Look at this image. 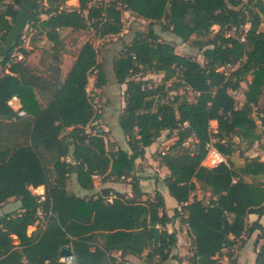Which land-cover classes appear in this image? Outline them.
I'll return each mask as SVG.
<instances>
[{"label": "trees", "instance_id": "1", "mask_svg": "<svg viewBox=\"0 0 264 264\" xmlns=\"http://www.w3.org/2000/svg\"><path fill=\"white\" fill-rule=\"evenodd\" d=\"M67 1H37L25 23L51 43L55 62L63 46L60 29L91 27L100 37L118 34L124 11L149 21L146 34L137 32L112 64L116 83L125 85L118 125L131 154L119 148L109 153L103 133L85 130L102 115L86 91L89 73L97 69L95 87L106 83L92 43L81 45L62 79L60 67H53L55 77L46 79L24 62L31 51L23 46V32L16 30L0 60V204L14 198L20 207L0 217V264H65L63 247L71 251L73 264H126V256L141 257L145 251L148 263L178 259L171 255L177 232L167 229L176 218L187 227V264H221L223 256L236 264L235 246L240 248L255 230L263 231L258 219L248 223L247 218L264 215V180L258 179L264 175V160L245 156L236 166L230 156L236 151L233 136L251 147L260 138L258 126L264 130V110L257 111L264 97V27L259 29L264 0H77L78 7L72 9L65 8ZM21 2L0 0V43L19 21ZM154 22L183 42L203 38L193 44L204 63L161 41ZM212 27L218 30L212 33ZM232 29L236 34L229 35ZM15 51L22 59H13ZM227 63L238 65L223 69ZM140 72L162 73L164 81L175 78V89L182 87L186 95L164 101V86L135 80ZM249 76L240 103L233 93ZM38 93L50 94L46 104ZM13 96L26 112L23 117L8 104ZM175 130L172 146L157 153L169 171L163 182L178 205L169 216L160 192L142 199L132 172L146 147L162 132L168 131L169 138ZM190 138L195 139L194 150L189 149ZM210 142L225 158L216 167L203 162ZM72 174L87 190L96 175L129 177L132 196L109 188L89 197L76 195L67 184ZM38 186L44 187L42 196L30 190ZM198 186L209 192L207 202L196 197ZM41 214L44 224L39 226ZM32 225L35 229L27 234ZM255 264H264V242Z\"/></svg>", "mask_w": 264, "mask_h": 264}, {"label": "rangeland", "instance_id": "2", "mask_svg": "<svg viewBox=\"0 0 264 264\" xmlns=\"http://www.w3.org/2000/svg\"><path fill=\"white\" fill-rule=\"evenodd\" d=\"M39 3L41 4L42 0ZM99 2V0H95ZM106 1V0H105ZM247 0H244V2ZM78 5L74 3H65V8L67 9H72V8H77ZM122 29L118 34L114 35H105L103 37H100L98 34L95 33L94 29L89 27L87 29H79V30H72L70 28H64L60 29L59 33L60 36L62 37L63 40V46L60 47L59 52L57 53L58 55V60L55 62V58H52V51L51 49V43L45 39V37L38 35L37 32L33 29H25L23 31V46L30 50V54L26 57V60L24 62L28 63L30 66H32L37 72L41 73L43 77L46 79H53L55 77V71H53V67H60V78L62 79L67 73V71L70 69L71 65L74 62L75 56L77 54V51L81 47L83 43L86 41L92 43L93 47L96 49V61L98 64V69H101L105 76H106V83L100 87L97 88L94 86V82L96 79V72L97 69L93 70L91 73L88 75V83L86 86V91L88 94L89 99L91 100L94 110L95 111H106L107 115H118L120 114L121 110L124 108V98H123V92L125 89V85H120L117 84L114 78L113 74V69H112V64L114 59L118 56L120 51L125 47V45L130 44L132 39L134 38L135 34L137 32H141L146 34L148 30V24L149 21L145 20L141 17H137L136 15L130 13L129 11H124L122 13ZM262 23L259 26V29H263L264 27V15H261ZM161 22H154L153 23V28L158 34V37L161 41L169 42L174 45L175 52L185 55V56H191L194 59H196L198 62L203 64V59L201 56L200 50H198L193 42L194 41H200L203 40V38H197L195 36H192L191 39L187 42H183L179 37H177L175 34H173L170 31H163L161 29ZM244 28L248 29L249 23H246ZM218 30L217 27H212V33L216 32ZM19 58L18 56H16ZM135 80H142V81H148L147 85L155 87L157 85H163L164 86V92H166V95L163 97L164 101L171 100L175 95H186V91L180 87L178 89H175V83L178 81L175 78H172L169 81H164L163 80V74L162 73H150V72H140L134 76ZM245 84V82L242 83V86ZM244 89V88H242ZM239 90L235 91L233 95H235L237 101H240V94ZM38 99L41 101L42 104H46L48 101V98L50 96L49 93H43L40 94L38 93ZM189 100L193 99V94H188L187 95ZM124 102V104H123ZM124 105V106H123ZM113 109H115L113 111ZM264 110V97L261 98V102L258 106V110ZM256 112V111H255ZM255 114V113H254ZM256 122L260 123V118L261 114L258 112L256 114ZM101 125V122H92L88 124L85 127V130L87 132L91 133H103L105 137V142H106V149L107 151L114 152L115 145H117V142L115 144L114 141H118L120 145L124 147V141L125 137L124 135H116L115 133V128H111V126H107L106 128H103ZM211 127L212 124L210 123ZM257 133L260 135V138L254 142V145L251 147H247L245 142L239 141V139L236 136L232 137V141L234 143V146L236 148V151L230 156V159L234 163V165H240L243 163L244 160V152L248 151L249 148L251 152L250 154H253L254 156L258 155L259 157L264 153L261 154L260 150H263L264 146V130L263 128L259 125L257 129ZM168 134V131L162 132L161 139H164V136ZM177 131H172L171 136H169L168 140L166 143H163L164 140L159 141V148L157 151H160L161 149L168 150L174 140L176 139ZM124 137V138H122ZM192 139V140H190ZM188 139V142L190 143V150H194L196 148V143L194 138ZM119 147V146H118ZM255 151V152H252ZM239 152L242 153V156H239ZM256 153V154H255ZM261 158V157H260ZM67 159L70 161L73 160L71 156L67 157ZM147 165L145 161H142L139 163V167L145 168ZM150 173L153 175V173H156L157 176L159 175V172H152ZM93 179L95 180V184L98 187L99 183V177L93 176ZM258 179L264 180V175L259 177ZM125 182L127 178L124 179ZM68 189L71 192H76V182H75V176L70 175L68 179ZM40 191L42 190H37L34 191L33 193H41ZM195 195L197 198L202 199L204 202H207L209 199V192L206 191L203 188H198L195 191ZM151 196H148L147 198H151ZM9 203H14V200H11L7 202ZM18 207L14 206V204H10L7 206L0 205V216L4 213H12V212H17ZM167 211V208H166ZM172 215V213H171ZM170 216V215H169ZM177 220L179 218H176ZM180 220V219H179ZM174 221V220H173ZM172 221V222H173ZM38 223V222H37ZM181 223V222H180ZM44 224V218L43 215H40L39 218V226H42ZM183 224V223H181ZM185 225V224H183ZM35 225H32L27 228V234H30L34 229ZM15 238V237H14ZM187 239H189L187 235ZM238 243V242H237ZM188 244L190 247V240H188ZM238 246V244H237ZM237 246L233 249L234 254L236 253ZM226 252V250H224ZM145 253L144 252L143 256L141 257H131L129 260L126 258V264H153V263H148L146 262L145 259ZM119 255V253H115V255ZM145 259V260H144ZM228 262L224 259L221 258V264H225Z\"/></svg>", "mask_w": 264, "mask_h": 264}, {"label": "crops", "instance_id": "3", "mask_svg": "<svg viewBox=\"0 0 264 264\" xmlns=\"http://www.w3.org/2000/svg\"><path fill=\"white\" fill-rule=\"evenodd\" d=\"M37 1L38 0H22L21 6L18 8L19 9V18H18L19 21H17L13 25V31H11V33L8 35L7 40L0 43V60L2 59V55L4 54V52H6V50L13 44V42L15 40L16 30L23 32L25 29L30 28L28 26V24H25V23L27 21L28 13L33 9V7ZM66 3H74V4L78 5L77 0H68ZM41 18L45 19L47 17L45 15H41ZM30 29H32V28H30ZM16 56H18L19 58H17ZM12 57H13V59H18V60L22 59V56L19 53H17L16 51L12 54ZM0 70H1V66H0ZM65 75H66V73H65ZM250 80H251V77L249 76L247 78V82L245 81V84L243 86H242L243 82L241 83V88L239 90L240 91L239 92L240 103H242L244 100L243 91L246 89V85H247L248 81H250ZM242 88H244V89H242ZM8 104L12 107V109L15 107L21 106L20 100L16 96H13L8 101ZM123 104H124V102H123ZM114 110L115 109H113V111ZM101 113H102V115H101L100 119L98 120V122H101L100 126H102L103 128H106L107 126H109V127L111 126V128H115V133L117 136L118 135L123 136V133H122V131L118 125V117H119L118 113L116 115H112V114L107 115L106 111L105 112L102 111ZM210 123L212 124V128L215 131L216 126H217L216 121L212 120ZM161 136H162V133L155 140V142H153L150 146L145 148V153H144L143 158H136L135 159L134 169H133L132 175L136 176L137 179L139 180V187H140L141 192H143L142 199H146L148 196H151V195L153 196L156 191L160 192L164 198L165 206L167 208V214L171 216V213L173 214V209L178 207V205H177V202L175 201V199L168 193L167 187H166L165 183L163 182L164 177L169 173V171H168L166 166L162 165L159 162V159L157 157V153H158L157 150L159 148V141L160 140H164L163 143H166L169 140H168L167 136H164V139L163 138L161 139ZM124 137H122V138H124ZM113 142H115V144L117 142V145L119 146L118 147L115 145L114 151H116L119 148V149L125 151L127 154H131V150L127 144L126 138L124 141V144H125L124 147L122 145H120L118 143V141L113 140ZM249 152H251L250 148L248 151L244 152V155L248 156V157H253L254 155L253 154L249 155ZM252 152H255V151L252 150ZM260 152L262 154V153H264V150H260ZM256 156H258V155H256ZM260 157H261L260 158L261 160H264L263 154ZM70 161L72 162L73 160L70 159ZM142 161H145V163L147 165L145 168L139 167V163ZM150 171H152V172L158 171L159 175L157 176L156 173H153V175H152L150 173ZM72 175L75 176L74 174H72ZM96 176L99 177V179H100L99 183H98L99 186L96 187L97 185L95 184V180H94V182H93L94 186L90 190L81 188L77 184L76 177H75V182H76V190L75 191L76 192H74V193L76 195H79V196L89 197L91 195L98 193L103 188H109V189H111V191H117V192L125 194L126 196H132V190H131L129 177H127V180L125 182L124 179H122V178L116 179V178H114V176H110L107 178H103L99 175H96ZM30 190L32 193L34 191H37V190H42V191H40L41 193H37V194L33 193L35 195L42 196L44 193V187L43 186H38L36 188L30 187ZM110 197H112V196H110ZM11 200H14V203L7 204V202H9ZM10 204H14V206L18 207V210H19L20 201L14 199V198H9L5 203H2L0 205L7 206ZM4 214H2V215H4ZM257 219H258L259 223L263 226V231L255 230L251 234V236L245 240V243L242 246H240V248H238V250L235 253L236 264H255L256 251L259 249L260 245L264 242V215L261 216L260 218H258V216L256 214L252 213V214H249L248 218H247L248 223H252V222L256 221ZM167 229L169 231L175 230L177 232V244L175 247H173L171 249V255L177 256L179 260L173 259V258H168L167 260H165L161 263H155L154 262L153 264H187L185 257L190 254V252H189L190 250H189V244H188L189 239H187V227H186V225L181 224L179 219L178 220L175 219L173 222L167 224ZM116 252L117 251L112 252L113 255H115ZM117 253L120 254V252H117ZM116 256H117V254H116ZM131 257H133V256H131V255L126 256V258L128 260ZM222 258H224L227 261V258L225 256H223ZM225 264H227V263H225Z\"/></svg>", "mask_w": 264, "mask_h": 264}, {"label": "built area", "instance_id": "4", "mask_svg": "<svg viewBox=\"0 0 264 264\" xmlns=\"http://www.w3.org/2000/svg\"><path fill=\"white\" fill-rule=\"evenodd\" d=\"M244 26V25H243ZM243 26H241L240 32L242 33L241 35L243 36V34L246 33L247 29L244 28ZM231 32L228 31V34H236L235 29L230 30ZM238 64H225L222 68L223 69H234L236 68ZM18 117H23L24 115H26V112L22 109L21 106L15 107L13 108ZM184 125H187V123L185 122ZM206 149H207V153L206 156L204 158V164L208 167H216L218 165H220L221 163L225 162V158L224 156L214 147L213 143H207L206 144ZM61 260L65 263V264H73V256L68 255V256H63L61 258Z\"/></svg>", "mask_w": 264, "mask_h": 264}, {"label": "water", "instance_id": "5", "mask_svg": "<svg viewBox=\"0 0 264 264\" xmlns=\"http://www.w3.org/2000/svg\"><path fill=\"white\" fill-rule=\"evenodd\" d=\"M61 256H68L71 255V251L65 247H63L60 251Z\"/></svg>", "mask_w": 264, "mask_h": 264}]
</instances>
